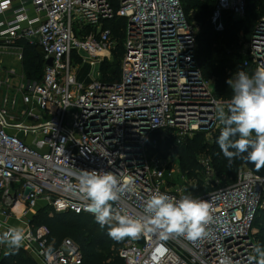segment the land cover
<instances>
[{
	"label": "built area",
	"instance_id": "obj_1",
	"mask_svg": "<svg viewBox=\"0 0 264 264\" xmlns=\"http://www.w3.org/2000/svg\"><path fill=\"white\" fill-rule=\"evenodd\" d=\"M245 7L246 0H216L214 30H224V12L242 19ZM114 16L126 21L119 78L78 82L77 58L92 66L113 60L118 42L103 21ZM197 33L181 0H0V57L21 59L15 52L20 40L37 44L45 61L52 58L39 80L22 78L11 87L16 72L0 64V233L12 227L6 219L20 206L23 191V215L46 204L56 212L93 216L66 185H77L83 170H104L131 181L113 203L127 214L140 215L157 192L209 205L203 236L126 237L118 251L122 264H219L223 256L233 264L258 263L249 257L257 246L252 223L264 178L242 164L235 180L223 185L202 158V175L187 179L174 156L155 151V134L180 142L195 132L209 137L222 130L213 107L225 100L214 95L197 65ZM239 53L242 68H264V14ZM201 186L214 188L199 193ZM43 229L39 235L27 226L21 246L38 264H83L73 241L55 246Z\"/></svg>",
	"mask_w": 264,
	"mask_h": 264
},
{
	"label": "trees",
	"instance_id": "obj_2",
	"mask_svg": "<svg viewBox=\"0 0 264 264\" xmlns=\"http://www.w3.org/2000/svg\"><path fill=\"white\" fill-rule=\"evenodd\" d=\"M181 4L187 19L198 25L195 58L202 76L211 81L214 95L227 101L233 93L226 81L236 72L245 70L242 68L239 52L250 38L257 21L264 14V0H246L242 19H233L230 13L224 12L222 16L224 30L221 32L215 31L210 22L216 0H181ZM125 24V18L121 16L103 21V27L110 29L118 43L113 60H104L99 65L102 81L113 82L120 76L119 59L122 53V28ZM23 57L22 65L26 77H41L45 65L41 48L37 44L30 45L25 42ZM219 134L220 132H217L208 137L205 132H195L180 142L172 136L161 138L159 134H155L158 138V147L155 151L162 155L174 156L179 163L180 171L187 179L202 175L200 160L208 158L215 176L223 185H228L235 180L243 159L235 158L229 163L216 142ZM213 188L201 186L198 192L205 193ZM31 225L46 228V239L55 246L65 238L73 241L82 251L83 264H122L118 251L123 239L115 240L109 237L107 228H101L91 215L70 210L56 212L45 204L42 207L38 206L36 214L31 219ZM252 230L257 246H264V192L254 215ZM0 264L38 262L22 247L12 251L0 245Z\"/></svg>",
	"mask_w": 264,
	"mask_h": 264
},
{
	"label": "clouds",
	"instance_id": "obj_3",
	"mask_svg": "<svg viewBox=\"0 0 264 264\" xmlns=\"http://www.w3.org/2000/svg\"><path fill=\"white\" fill-rule=\"evenodd\" d=\"M226 83L232 89L231 98L215 101L213 107L214 119L222 125L216 142L229 163L240 158L260 169L264 167V68L251 75L238 71ZM130 187V180L121 181L113 172L95 169L83 170L77 185H66L67 190L85 201V209L115 240L134 239L144 233L156 234L161 240L174 234L189 240L204 235L203 225L209 219L205 201L189 195L177 200L157 192L146 199L142 213L133 216L113 207ZM25 235L23 227H10L0 233V245L18 250ZM254 254L249 259L264 264V246H256ZM219 264H233L232 258L223 256Z\"/></svg>",
	"mask_w": 264,
	"mask_h": 264
},
{
	"label": "rangeland",
	"instance_id": "obj_4",
	"mask_svg": "<svg viewBox=\"0 0 264 264\" xmlns=\"http://www.w3.org/2000/svg\"><path fill=\"white\" fill-rule=\"evenodd\" d=\"M16 44L18 46H17V48H15V52L17 51L16 53H19V54L21 53V55H22L21 59H19V61L21 62V70H22L21 74L24 75V77L27 81L39 80L42 76L37 77V78L28 77V76L26 77V75L24 73V67L22 65V62L24 59L23 55H24L25 42L17 40ZM113 54H114V51H113ZM82 55L86 56L85 53H82ZM74 57H76V56H74ZM20 62H18L17 60H14L13 58H8V57H6L4 59V64H8L10 66H13L17 70H20ZM76 62H77V66H78L76 68L77 69L76 77H77L78 82H83L84 84H88L89 82H92L95 79H100L97 76V71L99 69V66L97 64L92 66V65H89L87 63H82V61L81 60L79 61L78 58H77ZM43 71H44V69H43ZM43 71H42V75H43ZM244 71L249 73V75H251L253 73L251 68H246ZM87 74H90V76H87ZM38 75H39V73H38ZM174 162L179 166V163L177 162L176 158L174 159ZM15 188H16L15 185H13L12 190H14ZM24 198H25V192L23 191L21 193V204H20V207L18 208V210L15 211L14 218L18 219L22 223V225H24V227L28 226V228L32 232H35L36 234H39V235L43 234V232H45V230L43 229V226L33 227L31 225V219L36 214L38 207L33 208L32 210H29V212L26 215L22 214V211L25 209V204L24 203L22 204V200ZM44 205L45 204H40L39 206L42 207Z\"/></svg>",
	"mask_w": 264,
	"mask_h": 264
},
{
	"label": "crops",
	"instance_id": "obj_5",
	"mask_svg": "<svg viewBox=\"0 0 264 264\" xmlns=\"http://www.w3.org/2000/svg\"><path fill=\"white\" fill-rule=\"evenodd\" d=\"M6 57H8V58H13L14 60H17L18 62H20L16 57H14V56H4V57H0V64L2 65V66H4V67H6V68H11V69H13L15 72H16V75L12 78V79H10V81H9V85H10V87L11 86H15V85H17L20 81H22L25 77H24V75H22L21 74V72H22V70H21V62H20V70H17L16 68H14L13 66H10V65H8V64H4V59L6 58ZM23 78V79H22ZM20 206H18L14 211H16V210H18V208H19ZM15 213V212H14ZM14 216H15V214L12 216V217H10V218H8V219H6V221H7V224H9L10 226H20V227H23V229H26L27 227H24V225H22V223L18 220V219H16V218H14ZM0 219L1 220H3L1 217H0ZM3 247H6L5 245H3Z\"/></svg>",
	"mask_w": 264,
	"mask_h": 264
},
{
	"label": "water",
	"instance_id": "obj_6",
	"mask_svg": "<svg viewBox=\"0 0 264 264\" xmlns=\"http://www.w3.org/2000/svg\"><path fill=\"white\" fill-rule=\"evenodd\" d=\"M45 64H46L47 66H51V65H52V58H48V59L45 61ZM243 164H244V165H245L250 171H252L254 174H256V175H258V176L264 178V167H261L260 169H256V168L254 167V165L249 164V163L245 162L244 160H243Z\"/></svg>",
	"mask_w": 264,
	"mask_h": 264
}]
</instances>
